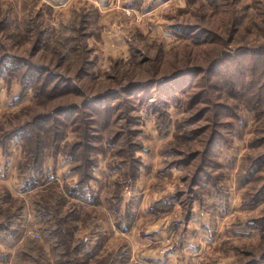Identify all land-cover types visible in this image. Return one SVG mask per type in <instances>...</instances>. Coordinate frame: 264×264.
<instances>
[{"label":"rangeland","instance_id":"374dc122","mask_svg":"<svg viewBox=\"0 0 264 264\" xmlns=\"http://www.w3.org/2000/svg\"><path fill=\"white\" fill-rule=\"evenodd\" d=\"M66 1L0 0V58L13 62L10 66L6 61L0 69V141L28 127L34 139L1 145L9 163L0 162V224L12 220L19 231L17 237L0 232V264H135V238L118 233L106 201L118 193V186L111 187L114 179H125V167L110 168L115 148L108 145L98 156L100 178L92 185L100 200L82 207L64 197L65 183L73 184L78 177L70 160L56 152L59 144L50 143V120L42 119L83 103L85 96L146 83L149 97L164 90L181 103L169 105V117L164 118L144 109L130 111L133 119L140 116L136 140L143 165L137 182L146 180L142 185L148 188L142 192L145 202L138 198L136 222L144 217L149 226L154 220L152 213L144 216L142 204L153 207L180 192L177 201L184 218L196 213L197 227L208 225L218 233L216 246L206 250L205 264H264V0H151L149 5L113 0L100 7L92 0ZM163 1L168 4L151 10ZM17 60L30 62L40 73L35 90L24 87L26 68ZM248 87L259 93L261 103L246 97ZM125 97L132 105L130 92ZM226 108L231 116L225 115ZM227 122L233 128L228 135L220 127ZM44 127L45 134H40ZM218 129L229 137L214 157V167L209 155L204 164L213 181L191 185L200 159L187 167H171L187 160L175 151L203 150ZM37 135L43 139L35 148L31 143ZM127 137L118 146L125 153ZM77 139L78 132L67 129L61 152ZM91 144L100 148L97 139ZM4 163L7 171L2 175ZM34 178L37 188L19 190L22 181ZM54 197L61 202L64 224L58 214L50 222V210H45ZM260 218L261 231L254 228ZM56 230L54 241L50 233ZM224 231L229 240H223ZM82 239L89 247L98 246L96 258L88 260L77 250ZM224 247L237 253L230 262L224 261Z\"/></svg>","mask_w":264,"mask_h":264},{"label":"trees","instance_id":"16d2710c","mask_svg":"<svg viewBox=\"0 0 264 264\" xmlns=\"http://www.w3.org/2000/svg\"><path fill=\"white\" fill-rule=\"evenodd\" d=\"M9 61L10 66L13 65V62L11 59H7V57L0 58V69L4 68L3 64ZM19 62L18 66H21V68H26L24 73L21 76L22 82H24L25 88H36V86L39 85V81L41 80L40 73H37L36 69H31L30 62H26L25 60H17ZM3 66V67H2ZM17 66V67H18ZM14 67L12 66L11 69ZM16 68V67H15ZM19 68V69H21ZM6 68L4 69V71ZM59 79H63L62 77H59ZM46 83V78H45ZM164 84V83H162ZM71 90L75 92L76 87H73V83L71 81ZM146 86H150L149 84H132L127 85L121 89L117 90H111L107 91L102 94H96V95H90L85 96L83 99V103L79 105H74L69 108H62L57 109L56 111H53L51 115L45 117L42 119V122L50 120V128L47 130L50 133V143L59 144V151L57 149V153H61L64 158H67L70 160L71 164V171L77 174L78 179L74 181L73 184L71 183H65L64 188V197L69 198L73 201H75L78 205L82 207L89 206L90 203L96 204L97 201L100 200V197L97 195V191L95 187L92 185L94 181H98V177L96 175V169L99 166L98 164V156L103 153V151H106V147L110 145V147L113 146L114 154L113 160L109 161V164L112 165L110 168L115 167L116 170H122L123 167H125V179L123 182L119 183V177L114 179L112 186L115 187L118 186V193L109 195V197L106 199L107 204L112 212L113 217V225L116 226L119 230L122 232L129 230L132 225L134 224L135 218H136V207L139 203L138 197L136 195V182L137 178L139 176L141 167L143 165V161L141 159V156L139 155V150L142 148L140 143L136 140L139 133L138 124L140 121V116L137 115L136 119H133V117L130 115V111L133 112H140V110H148L152 113L156 114L158 118H164L169 117L168 113V106L175 103L180 104V101H177V97H169L167 94H163L165 91L162 90L160 92V95L153 94L152 97H149L150 91L146 90ZM74 88V89H73ZM78 88V87H77ZM41 87L39 88L40 91ZM54 90V89H52ZM66 89L65 91H67ZM230 90V88H229ZM231 91V90H230ZM71 92V91H69ZM67 92V93H69ZM130 92L129 100H131V104H127L128 101H126V94ZM153 92V91H152ZM248 99L251 102H254V97L256 98V102L261 103V96L259 93L254 92V89L251 87H248L246 90ZM40 93V92H39ZM42 91H41V93ZM245 95V94H244ZM43 96H46L45 94ZM55 96V95H53ZM77 104V103H76ZM192 104V102H190ZM189 106H192L190 105ZM225 115L228 116L230 114L229 110L226 108ZM229 113H228V112ZM236 115V113H235ZM231 116V114H230ZM237 116V115H236ZM125 117L127 119H125ZM120 122H123L120 124V128L113 130L116 125H118ZM132 125V126H131ZM231 123H226L221 125L222 129L226 130V134L228 135L233 133V128L230 127ZM45 126V125H44ZM125 126V128H124ZM219 127V125H218ZM29 128V127H28ZM19 128L15 133L11 134L10 136H6L3 140L1 139L0 144L3 146V143H6L8 145L9 143L12 144L15 141H19L22 145L26 143H30L34 139L32 138L33 135H29L28 131L29 129ZM71 128V130L78 132V139L76 142L65 145L67 148L61 152V141L63 142V137L66 133V130ZM45 127L40 130V134H45ZM46 131V134H47ZM80 131L82 132V135H80ZM110 131L112 134L111 137H103V135L107 134V132ZM128 131V133H127ZM63 134V135H62ZM187 134V133H185ZM62 135V136H61ZM128 135L127 140V146H128V152L125 153L124 148H120L122 139L124 136ZM35 142H32L35 148H38V146L41 144V140L43 139L40 136H36ZM229 137V136H228ZM228 137H226L225 133L223 131L215 130L214 133H212L210 141L207 143V147L203 150H193L191 152H184L183 150H176L175 154L178 156H182L186 159H180L169 166H190L194 160H199V164L202 165L200 169L198 168L195 171L194 179H192V184H197L202 186L201 183H204L205 185H208L210 183L211 178L208 177V173L205 172V166L207 156L209 155L211 157V165L214 167V157L217 155L218 150L221 146L228 144ZM97 139L98 142H100V148L95 147L91 144L92 139ZM179 142L182 141L181 138H176ZM26 142V143H25ZM23 147V146H22ZM95 147V148H94ZM64 148V146H63ZM169 148H173L169 147ZM167 148V149H169ZM56 153V154H57ZM105 153V152H104ZM166 155V152H162ZM115 160V163H114ZM191 162H190V161ZM31 169V173L32 168ZM55 177H52V182L50 183H56ZM39 182H37V178H34V181L32 180H25V182L22 181V191L28 192L32 189L37 188V185ZM41 185V184H40ZM39 185V186H40ZM213 188L216 189L214 186ZM101 189V188H99ZM97 189V190H99ZM264 189V187H263ZM262 191V188L260 189ZM262 194V192H260ZM260 193L257 195L259 196ZM193 194V193H192ZM220 194V192H219ZM180 192L176 193L175 195H170V197H166L163 199V201L167 203L168 200L174 199L178 200L180 197ZM88 197V198H87ZM261 199V198H259ZM64 200V199H63ZM52 201V202H51ZM50 207L45 205V210H50V222L55 219L54 216L57 214L59 215V221H62L64 224V220L61 215H63V211L61 210V206L58 198H53L50 200ZM245 202L250 203L249 201L245 200ZM244 203V202H243ZM159 204V203H158ZM158 204H156L154 207L159 208ZM60 206V207H59ZM53 211V214L51 212ZM192 214V213H191ZM254 221V220H253ZM252 221V222H253ZM262 218L255 219L256 225L254 226L255 229H258L259 231L262 230V224H261ZM13 221H6L4 223L0 224V232H6L8 236L11 237H17L18 235V228L12 227ZM244 228V227H243ZM253 228V227H252ZM58 235V231L56 230L54 233H50V238L52 240L56 241V237ZM87 240L82 239L79 243L77 250L79 249L80 252L84 251V258L91 260L96 258L98 255V246L93 245V247H89V243L87 245ZM87 245V246H86ZM76 248V246H75ZM122 254H124L123 251L120 252V257L122 259ZM81 255V253H80ZM262 255V254H261Z\"/></svg>","mask_w":264,"mask_h":264},{"label":"crops","instance_id":"0c3cea01","mask_svg":"<svg viewBox=\"0 0 264 264\" xmlns=\"http://www.w3.org/2000/svg\"><path fill=\"white\" fill-rule=\"evenodd\" d=\"M73 1L74 0H67L66 3H72ZM92 2L100 7V5L102 4L106 6L112 4L113 0H92ZM140 2L142 3L145 2L146 4L149 5L151 0H140ZM167 4L168 1H163L159 4L158 7H153L151 8V10L156 8H158L157 10H160ZM133 8L135 13L138 12L137 9H135L136 8L135 6H133ZM150 11H146L144 13L147 14V12L150 13ZM115 12H119V11H115ZM16 146L17 145H15L14 147L16 148ZM18 146H20V144H18ZM0 162L2 163L5 162L6 164L9 163V160L4 158L1 144H0ZM5 163H4V168L1 170L2 175L5 174V170L7 171V165ZM141 178L143 179V177ZM142 184L146 185V180L144 179L139 180L136 183L135 190L137 197L140 198L141 202L144 203L145 201L143 200L142 192L145 189L147 190L148 188L143 189L144 187ZM19 185H20L19 190L22 191V187H23L22 182ZM243 202L244 201H242V203ZM154 206L150 207L146 204L145 205L142 204V211L145 217H151L150 215H148V213L153 214L152 215L154 219L152 221L153 223L149 222L151 223V225L148 226L147 224H144V217H143L142 220L140 219L141 222L139 220V222L137 223L135 220L134 221L135 225L133 224L129 230H126L124 232H122L121 230L115 227L119 234L124 236L133 235V237L135 238V242H134L135 244L132 245L133 254L131 256V259L135 261L134 263L135 264H205L207 248L214 247L217 244L216 240L218 239V233H216V230L212 229L208 225L207 226L203 225L202 228L197 227L196 226L197 217L195 216L196 213H194V215L191 214L188 218H184L183 216L184 212L182 211L181 209L182 207L177 200L171 199L168 200L167 203L166 201L159 202L158 204L159 208H155ZM203 214H205L206 218L209 219L208 213L207 214L203 213ZM220 230L221 229H219L218 231L219 233ZM222 238L225 241L227 239L229 240L231 237L228 238L227 234L224 231ZM134 252H136L135 255ZM222 254L224 257H226V259L224 258V261L228 260L229 262L233 256L237 255L236 252L231 251L230 248L228 247H224ZM226 254H228V256H226ZM210 264H227V261L225 262L218 261V263H213L211 261Z\"/></svg>","mask_w":264,"mask_h":264},{"label":"built area","instance_id":"2783aa9c","mask_svg":"<svg viewBox=\"0 0 264 264\" xmlns=\"http://www.w3.org/2000/svg\"><path fill=\"white\" fill-rule=\"evenodd\" d=\"M128 12H129V14H131L130 11H128ZM30 234H31V235L33 234V236H39V234H36V233H34V232H31Z\"/></svg>","mask_w":264,"mask_h":264},{"label":"bare ground","instance_id":"6f19581e","mask_svg":"<svg viewBox=\"0 0 264 264\" xmlns=\"http://www.w3.org/2000/svg\"><path fill=\"white\" fill-rule=\"evenodd\" d=\"M129 13V12H128Z\"/></svg>","mask_w":264,"mask_h":264}]
</instances>
